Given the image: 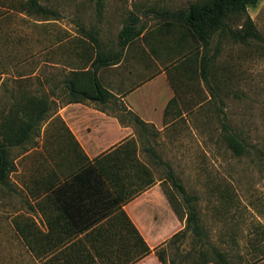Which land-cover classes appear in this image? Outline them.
Here are the masks:
<instances>
[{"label": "rangeland", "instance_id": "rangeland-1", "mask_svg": "<svg viewBox=\"0 0 264 264\" xmlns=\"http://www.w3.org/2000/svg\"><path fill=\"white\" fill-rule=\"evenodd\" d=\"M37 1L57 14H27L25 0H0V82L6 79L8 87L13 85L18 92L27 89L36 94L43 91L50 97L60 95L67 103L66 93L54 84L73 69L78 70L73 77L89 90L90 81L84 72L96 46L80 26L108 56L118 50L126 63L130 54L137 55L136 63L148 66L149 74L159 64L173 93L162 121L172 122L161 130L154 126L157 132L147 135V143L139 141V130L131 124L133 136L129 139L140 142L139 157L182 225L170 243L172 235L159 246L164 248L165 259L182 264H264V39L241 41L229 34V30L244 32L247 17L264 38V0L247 4L242 17L226 10L224 26L207 27V45L184 23L172 21L165 11L209 0H100V7L97 0ZM131 18H135L132 34L121 48L117 34ZM202 58L206 60V81L200 73ZM95 74L102 84L107 66L97 67ZM19 76L25 81H7ZM82 103L107 111L105 106L110 107L89 100ZM57 117L42 123L39 137L28 144L25 153L19 147L12 152L10 187L0 186V264H36L16 233L13 220L17 215L31 216L29 207L34 197L27 187L44 170L45 139H51L48 149L53 160L71 165L80 162L79 152L68 147L65 135L61 151L55 152L53 140L60 128ZM223 121L238 131L246 144L245 153L235 155L226 146L221 135ZM156 157L170 166L190 196L199 234L185 229L188 205L184 194L170 183L166 167L157 163ZM122 234L130 240L124 230Z\"/></svg>", "mask_w": 264, "mask_h": 264}, {"label": "trees", "instance_id": "trees-1", "mask_svg": "<svg viewBox=\"0 0 264 264\" xmlns=\"http://www.w3.org/2000/svg\"><path fill=\"white\" fill-rule=\"evenodd\" d=\"M256 0H209L206 3H190L186 8L165 11V14L172 20L184 23L190 31L203 44H208L207 27L224 26L222 16L226 10H233L242 17L245 13L246 5L254 3ZM27 14H36L42 17L54 16L56 11L43 6L37 0H25ZM97 6H101L100 0H97ZM14 9L12 6L8 7ZM17 11V10H16ZM246 17V16H245ZM135 18H131L130 23L122 25L117 34V44L123 47L130 38L132 24ZM247 20V29L244 32H233L229 34L235 40H246L247 38L264 39L254 29L249 18ZM84 36L91 39L96 46V52L93 60L89 63L84 74L89 78L91 88L84 89L80 83L73 77L78 74V70H69L64 73L61 80H56L54 86H58L59 91H63L68 97L67 102H82L85 100L97 102L102 105L108 103L118 112L119 120L128 119L138 128L137 135L141 143H147V135L156 133L152 124L145 123L133 112L126 110L121 103H117L111 98L113 95L103 87L98 80L95 69L99 66H106L119 57L118 50H114L111 55L103 53L98 47L97 40L83 26H80ZM121 45V46H120ZM201 77L207 80L206 60L202 58L200 65ZM1 74V73H0ZM7 78V81L20 82L24 77ZM19 79V80H18ZM0 92L3 94V101L0 102V186H9L8 176L14 170L13 150L21 148L25 153L30 146L35 143L39 137L40 126L52 116L57 107L64 100L60 97H50L43 91L36 94L25 89L18 92L15 86L8 87L6 79H1ZM57 99V101H56ZM124 116V117H123ZM59 119V117H57ZM61 122V121H60ZM59 134L61 131L68 132L67 128L60 123L57 128ZM221 135L226 146L235 155H241L246 152V144L229 123H221ZM137 139H127L112 149L100 154L93 160L84 156V160L78 166L79 173L74 176L78 185L92 188V192L87 195L93 197V206L85 208L83 215H86L90 209L94 208L95 218H101L112 213L107 223L100 231L97 226L78 237V234L92 227L90 223H77L71 220V212L64 209L60 214L66 219L63 223H48V232L38 225L30 216L17 215L13 220V226L25 245L27 251L36 264H109L111 258V246L109 239L123 230L130 235L126 239V247L130 245L131 256L126 258L123 264L129 262V259H136L147 252V247L137 231L134 224L129 220L125 212L121 209V204L132 199L154 181L152 173L146 163L139 157V142ZM76 143V142H75ZM34 146V145H33ZM31 146V147H33ZM143 149L149 153L153 152L151 147ZM142 149V150H143ZM156 162L166 167V177L170 183L184 194V201L188 205L184 227L190 229L193 234H199L197 226V214L195 209L189 203L190 196L185 193V189L180 184L172 172L170 166L160 158L156 157ZM32 196L35 198V204L43 212V198L40 197L39 189L43 186L42 176L35 177L32 181ZM26 186V185H25ZM29 193V188L27 187ZM93 230V231H92ZM175 233L168 240L170 243ZM123 243L116 242L115 249H122ZM155 255L161 264H172L164 257V248H157ZM203 263V262H202Z\"/></svg>", "mask_w": 264, "mask_h": 264}, {"label": "crops", "instance_id": "crops-1", "mask_svg": "<svg viewBox=\"0 0 264 264\" xmlns=\"http://www.w3.org/2000/svg\"><path fill=\"white\" fill-rule=\"evenodd\" d=\"M120 55L116 60L106 65L107 76L101 80L102 84L113 95L112 100L123 104L126 110L133 112L145 123L152 124L159 130L163 129L172 122V120L163 122L162 119L166 103L173 95L170 90L171 86L166 80L165 70L157 64V66H153L155 68L153 73L149 74L148 66L136 63L137 55L130 54V60L126 63L123 62ZM105 108L108 111L99 106L82 102H63L46 120L58 116L60 123L69 132L58 133L54 140L52 139L55 144V152L61 151V147L64 145L63 138L66 137L69 141L68 147L75 148L79 152L80 159L79 164L72 165L70 163L63 164L62 160H53V154L48 149L51 139L49 140V136L45 139L43 154L46 161H43L42 174L38 173V176L41 175L43 178V186L39 189L40 197L43 198V212L39 207H36L35 198L31 201L29 208L32 212L30 217L42 226L46 233L48 232L49 219L55 224L65 221L66 217L60 214L62 211L64 212V209L71 212L70 219L74 222L92 224V227L78 234V237L90 232L94 226L97 228L103 226L113 215L114 211L107 216L95 218L94 208L83 215L85 208L93 206V197L87 195L93 190L78 185L77 180L74 179V176L80 172L78 166L84 160V156L93 160L133 136L131 125L133 123L126 118L121 122L116 116L117 114L110 112V110L116 111L111 104L110 107L105 106ZM63 135L65 136L63 137ZM40 148L42 149V147ZM31 190H33L32 185L29 187L28 194H32ZM121 209L134 224L148 249L142 256L129 259L126 264H161L154 251L159 246L165 245L170 236L182 227L162 188L158 184L152 183L132 199L121 204ZM98 229L102 230L101 227ZM126 239L125 234L120 231L109 239L112 258L109 264H123L126 258L131 256L132 250L129 246L126 247ZM119 241L123 243V248L117 250L115 249L116 242ZM95 261L100 264L98 259L95 258ZM172 264L182 263L172 262Z\"/></svg>", "mask_w": 264, "mask_h": 264}]
</instances>
